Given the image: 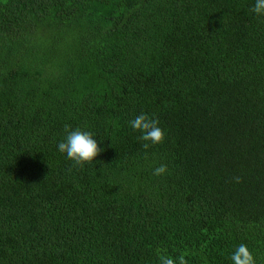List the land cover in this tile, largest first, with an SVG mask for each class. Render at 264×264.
Listing matches in <instances>:
<instances>
[{"label": "trees", "instance_id": "1", "mask_svg": "<svg viewBox=\"0 0 264 264\" xmlns=\"http://www.w3.org/2000/svg\"><path fill=\"white\" fill-rule=\"evenodd\" d=\"M0 264H264V0H0Z\"/></svg>", "mask_w": 264, "mask_h": 264}]
</instances>
